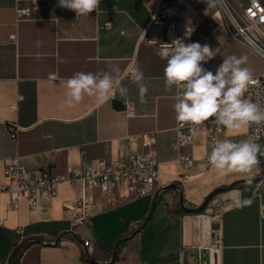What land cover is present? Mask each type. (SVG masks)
<instances>
[{
	"label": "crops",
	"instance_id": "0c3cea01",
	"mask_svg": "<svg viewBox=\"0 0 264 264\" xmlns=\"http://www.w3.org/2000/svg\"><path fill=\"white\" fill-rule=\"evenodd\" d=\"M158 2L101 0L98 12L77 17L59 0H0V183L14 158L29 171L55 174L96 161L128 166L148 153L159 162L156 195L132 197L127 181L107 193L60 184L56 196L42 198L37 209L25 200L14 209L3 195L0 264H264V156L258 157V175L250 185L239 174L218 175L208 162L217 141L245 139L249 126L223 129L213 142L198 132L182 150L193 158L191 167L182 165L172 148L175 90L164 87L166 61L140 42ZM214 2L191 3L180 20L184 42L209 45L220 64L228 56L247 55V66L257 75L264 70L263 58L230 38L232 25ZM26 9L30 14L19 18L17 11ZM206 12L200 26H189ZM210 16L215 27L209 26ZM130 64L144 73L147 103L139 102L136 85L125 78L126 103L117 96L97 107L85 97L74 108L66 106L63 81L74 73L118 67L123 74ZM126 104L134 110L131 117ZM219 189L201 211H185L201 209ZM238 194L251 203L236 207ZM81 196L89 214L79 221ZM222 201L228 205L215 215L212 205Z\"/></svg>",
	"mask_w": 264,
	"mask_h": 264
},
{
	"label": "clouds",
	"instance_id": "9594fccd",
	"mask_svg": "<svg viewBox=\"0 0 264 264\" xmlns=\"http://www.w3.org/2000/svg\"><path fill=\"white\" fill-rule=\"evenodd\" d=\"M101 0H59V6L72 10L76 16H88L98 12ZM191 29L185 33L187 38ZM161 59L166 61L164 68V87L167 92L175 90V119L179 126L204 125L212 120L219 130H239L244 126L254 127V133L245 139L231 138L217 141L208 156V162L218 175L239 174L247 184H252L258 175L259 156H264V147L258 143L261 131H264V104L245 99L249 88L258 83L253 78L248 65L247 55H231L223 59L222 64L212 71L202 67V62L216 56L209 45L198 42L185 43L183 39H174L170 44L161 43ZM127 78L136 85L139 102L147 103L148 85L143 71L129 67L123 74L118 67L109 72H77L63 81L66 89L65 103L74 108L92 98L97 107L103 106L119 96L126 103L129 89L123 81ZM236 207L251 203L242 199L240 194L235 200Z\"/></svg>",
	"mask_w": 264,
	"mask_h": 264
},
{
	"label": "built area",
	"instance_id": "2783aa9c",
	"mask_svg": "<svg viewBox=\"0 0 264 264\" xmlns=\"http://www.w3.org/2000/svg\"><path fill=\"white\" fill-rule=\"evenodd\" d=\"M202 0H159L157 6L152 10L151 19L143 29L140 36V42L152 46L157 53L161 48V43L170 44L174 39H183V33L180 30V20L184 17L191 7V3H199ZM224 14L227 15L233 31L230 38L237 40L247 47L254 50L264 60V5L260 0H247L242 10L235 15L231 10H227L219 0H214ZM215 4L213 6H215ZM205 15H199L188 24L191 28L200 26ZM18 17L27 16L30 10H18ZM211 20L209 26L215 27L216 23ZM221 64L215 58L202 62V67L212 71L215 74L216 69ZM133 67L132 64L128 66ZM127 68V69H128ZM126 69V70H127ZM258 81L257 84L251 86L246 92L248 98L255 102L260 100L264 104V70L253 75ZM126 114L128 117L134 115V110L129 104H126ZM224 128L217 129L214 123L206 121L204 125L180 127L178 122L175 128L176 136L172 143V148L178 152V160L185 167L193 166V158L182 153V150L191 146L196 135L200 131H205L209 141L213 142L217 132ZM254 133V127H249L248 136ZM259 136L258 143L264 145V131L257 134ZM15 136V132H13ZM159 175V162L156 154L148 153L142 156L132 158L130 165L125 166L117 161H96L91 165L70 166L63 174H55L49 170L29 171L19 158L9 160L5 165V180L0 183V198L8 195L10 204L14 209L19 207L20 200H25L31 209L39 207L42 198H52L56 196L57 187L60 184H70L80 186L82 192L86 190L99 189L107 193L115 187H119L123 182L127 181L132 197H140L146 195H156L157 180ZM79 211L76 213L77 220L88 216V206L81 196L77 201ZM19 233H22L19 230ZM214 245L219 244V236H214ZM89 246V242H84ZM121 245V244H119Z\"/></svg>",
	"mask_w": 264,
	"mask_h": 264
},
{
	"label": "rangeland",
	"instance_id": "374dc122",
	"mask_svg": "<svg viewBox=\"0 0 264 264\" xmlns=\"http://www.w3.org/2000/svg\"><path fill=\"white\" fill-rule=\"evenodd\" d=\"M246 1L247 0H224V7L228 6L235 13V15H237L242 10L243 6L246 4ZM225 18L228 20L226 14H225ZM211 203L212 201L210 202V204ZM227 205H228V201H222V203L221 204L218 203L217 206L212 205V207H214L215 215L219 214L221 210L227 207Z\"/></svg>",
	"mask_w": 264,
	"mask_h": 264
},
{
	"label": "trees",
	"instance_id": "16d2710c",
	"mask_svg": "<svg viewBox=\"0 0 264 264\" xmlns=\"http://www.w3.org/2000/svg\"><path fill=\"white\" fill-rule=\"evenodd\" d=\"M263 178H264V177H263ZM235 186H236V184H233L232 186L229 187V189L234 188ZM171 187H176V185L174 184V185L171 186ZM225 189H228V188H225ZM221 190H223V189H221ZM217 194H218V192H217V190H216V191H214L210 196L214 197V196L217 195ZM208 197H209V196H208ZM208 197H207V198H208ZM185 211L188 212V213H196V212L201 211V209H197V210H189V209H185Z\"/></svg>",
	"mask_w": 264,
	"mask_h": 264
},
{
	"label": "water",
	"instance_id": "95a60500",
	"mask_svg": "<svg viewBox=\"0 0 264 264\" xmlns=\"http://www.w3.org/2000/svg\"><path fill=\"white\" fill-rule=\"evenodd\" d=\"M220 191H222V190H221V189L217 190V192H220ZM211 198H212V196H209V197L205 200L203 206L201 207V210L204 209V208L207 206V204L209 203V201H210Z\"/></svg>",
	"mask_w": 264,
	"mask_h": 264
},
{
	"label": "bare ground",
	"instance_id": "6f19581e",
	"mask_svg": "<svg viewBox=\"0 0 264 264\" xmlns=\"http://www.w3.org/2000/svg\"><path fill=\"white\" fill-rule=\"evenodd\" d=\"M223 5H224V0H219ZM227 10H229L230 8L228 6L225 7Z\"/></svg>",
	"mask_w": 264,
	"mask_h": 264
}]
</instances>
